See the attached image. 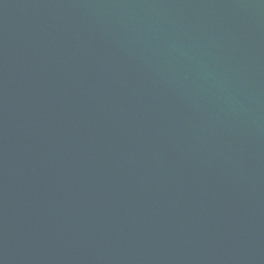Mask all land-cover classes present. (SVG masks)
Returning a JSON list of instances; mask_svg holds the SVG:
<instances>
[{"label":"water","instance_id":"1","mask_svg":"<svg viewBox=\"0 0 264 264\" xmlns=\"http://www.w3.org/2000/svg\"><path fill=\"white\" fill-rule=\"evenodd\" d=\"M0 264H264V0H0Z\"/></svg>","mask_w":264,"mask_h":264}]
</instances>
